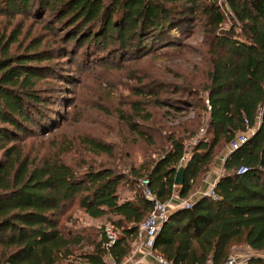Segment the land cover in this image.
<instances>
[{
	"label": "trees",
	"instance_id": "trees-1",
	"mask_svg": "<svg viewBox=\"0 0 264 264\" xmlns=\"http://www.w3.org/2000/svg\"><path fill=\"white\" fill-rule=\"evenodd\" d=\"M197 24L201 39L190 47L182 39ZM152 50L161 59L197 53L199 61L194 73L169 69L177 81L168 86L156 79L144 90L132 85L140 99L128 101L118 119L147 155L130 162L127 173L100 138L79 141L91 160H67L74 146L62 140L51 139L45 153L42 144L34 154L26 150L33 128L53 127L55 81L71 80L57 56H97L120 67ZM263 85L264 0H0V264H71V257L74 264H119L151 209L144 188L161 202L173 192L188 198L238 134L246 140L224 157L212 188L216 199L199 195L189 207L168 211L151 251L169 264H222L242 245L257 253L243 264H264ZM147 106L164 109L166 122L189 108L194 116L146 128L138 122H153ZM201 113L204 136L180 163ZM180 165L183 180L175 187ZM123 187L130 196H122ZM73 203L90 219L106 217L116 241L105 246L104 227H68L62 216Z\"/></svg>",
	"mask_w": 264,
	"mask_h": 264
},
{
	"label": "rangeland",
	"instance_id": "rangeland-1",
	"mask_svg": "<svg viewBox=\"0 0 264 264\" xmlns=\"http://www.w3.org/2000/svg\"><path fill=\"white\" fill-rule=\"evenodd\" d=\"M200 39L201 30L197 24L194 32L182 41L193 47L198 44ZM157 53L158 51L152 50L143 56L129 58L128 60L124 59L126 60L125 64L120 67L113 66L114 64L110 59L109 61H107L108 59L98 60L97 56L92 59L86 56L80 61L78 60L79 55H76L74 60L73 58L69 60V58L57 56L55 58L58 61L56 63L57 67L63 70V74L71 77V80H67L66 83L55 81L56 84L59 83V86L53 92V96L58 95L55 96L58 98L52 107L55 109L53 127L48 132L43 133H39V130L33 128L34 134L26 138V144L28 145L26 150L30 154H34L35 149L42 144L45 153L51 139L53 141L62 140L68 141L74 146L73 151L64 156L67 160L76 159V156L84 159L88 157L91 160V155L82 153V150L80 151L79 141L84 136L100 138L110 142L116 157L114 163L119 165L118 169H121L123 173H127L126 168L130 162L137 163L143 154L147 155V148L142 141L118 119V111L122 109L127 111L128 101L133 99L139 101L140 99L133 94L132 85H134L135 91L137 89L144 90L151 85L148 84L151 80L156 79L168 86L177 81L172 75L173 72L169 69H179L185 72L184 74L194 73V66L199 61L197 53L172 58L167 56L164 59L155 57ZM71 61H77V64L73 65L70 63ZM161 95L164 96L166 93ZM147 109L154 116L153 122L149 121L147 125L142 121L138 122L139 125H145L146 128H159L162 124L177 126V123L192 119L194 116L192 114L194 113L193 108H189L172 121L166 122L163 121L164 117H162L164 109L151 106H147ZM202 119H205V117L201 113L199 125L202 124ZM154 137L158 139L157 136ZM41 141L44 142L40 143ZM190 141L191 139H188L184 142L186 154L190 152L192 147ZM126 150L129 154L125 156ZM95 160L101 161L102 159L98 157ZM216 160L215 158L214 164H217L215 163ZM131 193L126 187L121 190L122 196H130ZM189 197L191 199V195ZM63 217L67 219L66 225L68 227L85 228L92 232L96 228L104 227L107 224L106 217L90 219L84 216L74 203L64 210ZM229 254L241 260H247L250 255H257V253L242 245H234ZM70 260L69 263L71 264L76 262L73 257ZM246 260L241 263H245Z\"/></svg>",
	"mask_w": 264,
	"mask_h": 264
},
{
	"label": "built area",
	"instance_id": "built-area-1",
	"mask_svg": "<svg viewBox=\"0 0 264 264\" xmlns=\"http://www.w3.org/2000/svg\"><path fill=\"white\" fill-rule=\"evenodd\" d=\"M264 88V85H263ZM264 109V96L262 98L261 104L259 106V110ZM193 114V113H192ZM246 123V121H245ZM205 133V123L204 119H202V124L198 128L197 132L193 135L191 138L192 145L196 143L198 140H200ZM246 140L245 134H238L235 136V138L228 144L227 150L230 151L232 149H235L238 145L243 143ZM190 152L186 154V151L184 149L183 155L180 158V163L186 162V160L189 157ZM244 171V168H239L237 170V173H240ZM141 184H145L146 181L142 180L140 182ZM213 185L207 190L206 192L202 193V195L209 196L212 200H215L216 197L212 191ZM144 195L146 199L151 203V209L150 211L141 219V221L138 223L134 235V241H137L141 243L144 247L143 256H148L153 260V264H169L166 259H164L162 256L155 255L151 251L152 246V240L153 237L158 230V227L160 223L166 218V214L169 211L170 208V201L173 200L174 197H176L175 193L173 192L171 194V197L168 201L161 202L157 200L155 197L149 194L146 188H144ZM192 200L190 197L186 199H178V202L174 205L175 207H183L187 208L191 205ZM174 207V208H175ZM104 236L106 239L105 246L109 247L112 245L116 239H117V231L109 224H106L104 226ZM239 259L238 257L229 254L222 264H243L242 261H245ZM119 264H139L138 259L136 258H127L125 260H122Z\"/></svg>",
	"mask_w": 264,
	"mask_h": 264
},
{
	"label": "crops",
	"instance_id": "crops-1",
	"mask_svg": "<svg viewBox=\"0 0 264 264\" xmlns=\"http://www.w3.org/2000/svg\"><path fill=\"white\" fill-rule=\"evenodd\" d=\"M228 150H223L222 153H220L217 156V160L213 164V166L210 168V170L205 174V176L202 178L200 184L193 190L191 194V199H195L199 195H202V193L209 190V188L214 185L217 178L222 174V161L224 157L227 155ZM177 187V186H175ZM175 193V192H174ZM176 194V193H175ZM194 195V196H193ZM178 202V198L174 197L173 200L170 201V208L169 211L172 210L175 206V204ZM144 247L141 243L134 241L131 242V246L129 249L128 254L122 259L125 260L129 257L136 258L139 261V264H153V260L148 256H143ZM109 263L113 264L110 260Z\"/></svg>",
	"mask_w": 264,
	"mask_h": 264
},
{
	"label": "water",
	"instance_id": "water-1",
	"mask_svg": "<svg viewBox=\"0 0 264 264\" xmlns=\"http://www.w3.org/2000/svg\"><path fill=\"white\" fill-rule=\"evenodd\" d=\"M183 180V166H178L174 175L173 185L180 186Z\"/></svg>",
	"mask_w": 264,
	"mask_h": 264
}]
</instances>
